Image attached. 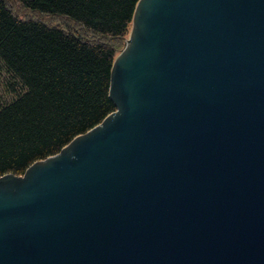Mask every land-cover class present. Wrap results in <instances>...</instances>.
<instances>
[{"label":"water","instance_id":"1","mask_svg":"<svg viewBox=\"0 0 264 264\" xmlns=\"http://www.w3.org/2000/svg\"><path fill=\"white\" fill-rule=\"evenodd\" d=\"M108 93L0 175V264H264V0H137Z\"/></svg>","mask_w":264,"mask_h":264},{"label":"trees","instance_id":"2","mask_svg":"<svg viewBox=\"0 0 264 264\" xmlns=\"http://www.w3.org/2000/svg\"><path fill=\"white\" fill-rule=\"evenodd\" d=\"M11 1L68 18L76 31L23 16ZM136 2L0 0V175L23 173L115 108L110 71Z\"/></svg>","mask_w":264,"mask_h":264},{"label":"rangeland","instance_id":"3","mask_svg":"<svg viewBox=\"0 0 264 264\" xmlns=\"http://www.w3.org/2000/svg\"><path fill=\"white\" fill-rule=\"evenodd\" d=\"M11 6L12 8L18 12L19 14L23 15V16H36V17H40L44 20H46L47 22L49 23H54V24H59L65 28H68V29H71V30H75L76 31V28H75V25L74 23L69 20L68 18H64L63 16H60V15H53V16H48V15H41V14H32V13H29L27 10L23 9L22 6L18 5L17 3H14L11 1ZM80 28V27H78Z\"/></svg>","mask_w":264,"mask_h":264}]
</instances>
